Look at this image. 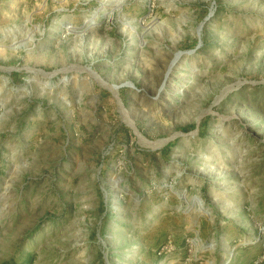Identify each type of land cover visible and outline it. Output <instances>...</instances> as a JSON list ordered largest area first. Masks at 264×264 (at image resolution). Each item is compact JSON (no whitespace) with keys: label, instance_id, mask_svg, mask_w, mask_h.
<instances>
[{"label":"rangeland","instance_id":"rangeland-1","mask_svg":"<svg viewBox=\"0 0 264 264\" xmlns=\"http://www.w3.org/2000/svg\"><path fill=\"white\" fill-rule=\"evenodd\" d=\"M264 264V0H0V264Z\"/></svg>","mask_w":264,"mask_h":264},{"label":"trees","instance_id":"trees-1","mask_svg":"<svg viewBox=\"0 0 264 264\" xmlns=\"http://www.w3.org/2000/svg\"><path fill=\"white\" fill-rule=\"evenodd\" d=\"M34 258L30 257L26 259V262H24V264H33Z\"/></svg>","mask_w":264,"mask_h":264}]
</instances>
